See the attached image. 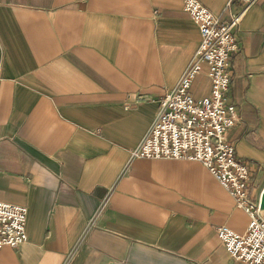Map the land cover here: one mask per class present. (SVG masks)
Returning a JSON list of instances; mask_svg holds the SVG:
<instances>
[{"label": "crops", "instance_id": "1", "mask_svg": "<svg viewBox=\"0 0 264 264\" xmlns=\"http://www.w3.org/2000/svg\"><path fill=\"white\" fill-rule=\"evenodd\" d=\"M199 1L223 22L242 8ZM184 6L0 0V201L28 208V241L5 247L0 264H247L216 228L246 234L250 216L202 163L131 157L200 44ZM236 37L230 100L241 121L228 138L260 204L264 1ZM210 90L203 73L193 94Z\"/></svg>", "mask_w": 264, "mask_h": 264}, {"label": "built area", "instance_id": "2", "mask_svg": "<svg viewBox=\"0 0 264 264\" xmlns=\"http://www.w3.org/2000/svg\"><path fill=\"white\" fill-rule=\"evenodd\" d=\"M263 1L228 0V7L238 4L242 8L223 22L199 0H185L184 11L199 27L200 44L178 85L165 90L156 120L131 152L137 159L202 163L234 198L236 207L250 216L246 234L227 226L216 228L231 258L247 264H264V215L260 204L251 199L252 170L237 156L228 138L241 121L236 104L230 100L231 68L232 56L239 51L236 30L248 10ZM203 73L211 82V90L197 98L192 88ZM107 204L105 201L99 214ZM27 217V207L0 201V254L5 247L18 248L28 241Z\"/></svg>", "mask_w": 264, "mask_h": 264}, {"label": "water", "instance_id": "3", "mask_svg": "<svg viewBox=\"0 0 264 264\" xmlns=\"http://www.w3.org/2000/svg\"><path fill=\"white\" fill-rule=\"evenodd\" d=\"M260 210L264 213V194H263L261 202H260Z\"/></svg>", "mask_w": 264, "mask_h": 264}]
</instances>
